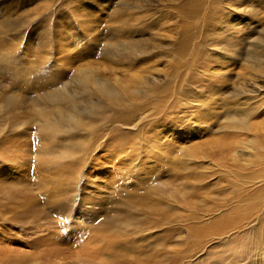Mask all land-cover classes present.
Listing matches in <instances>:
<instances>
[{
  "label": "rangeland",
  "instance_id": "374dc122",
  "mask_svg": "<svg viewBox=\"0 0 264 264\" xmlns=\"http://www.w3.org/2000/svg\"><path fill=\"white\" fill-rule=\"evenodd\" d=\"M126 2L129 4L131 1L0 0V22H5L11 15V20L17 23L6 42L11 45L10 40L14 38L20 42V47L16 45L18 48L11 46L9 57L16 62L13 69L0 72V94L14 93L13 96L23 98L31 93L30 88L38 87L41 79H51V75L39 73L37 80L34 78L36 75H30L29 71H41L42 67L44 70V66L47 68L54 63L59 25L67 28L72 25L77 29L74 37H83L77 26L80 20L76 23L71 18L73 14L83 13L81 20L84 22L88 10L96 13L101 19L100 28L104 34L120 26L121 15H116L113 9ZM9 7L15 14L8 13ZM249 21L250 27L241 29L240 34L246 35V48L253 50V41L264 40V11L260 10V14ZM190 24L195 27L196 23ZM179 25L177 21L174 29ZM199 30L195 29L196 32ZM173 31L167 34L173 35ZM191 31L194 33L193 29ZM108 42L101 40L98 49ZM39 46L50 49L46 55L49 60L35 57L37 61L33 63L35 54L20 57L21 48H33L30 51L33 52ZM74 47L69 45V48ZM82 48L77 51L83 57L80 63L100 62L96 53L90 54L93 49ZM164 53L166 51L161 55ZM244 58L233 65L217 59L222 61L217 63L220 67L213 66L211 63L214 61L211 60L208 65L212 67L204 74L197 69L199 63H194L186 70L188 82L185 85L193 88L197 84L195 88H200V92L196 93H200L198 99L201 101L211 95L216 104V109L211 111L222 116L229 109L228 103L234 100V90L244 88L253 91L254 86L248 82L251 79H255L261 88L259 93H264V78L255 74L256 71L254 73L250 68L253 64ZM167 59L157 64L159 80L165 79V75L173 80L177 74L174 70L176 61ZM37 64L42 67L33 68ZM262 67L264 69V65ZM59 69L62 71V67ZM191 79H195L194 84L189 83ZM51 88L44 92H50ZM92 99L95 100L94 97ZM29 105L30 102H26L28 109L23 110L25 115H21L23 126L8 132L5 140L0 136V173H3L0 182L5 184L0 188V264H111L113 260L115 264H131L132 257L139 258L137 264H264V236H261L264 234V137L257 139L254 132L229 131L225 120L213 118L200 127L204 132L184 143L197 147L191 153V157L194 156L191 169L174 171L181 163L188 166V157L170 151L171 157L168 158L166 143L162 149L157 147L156 150L153 148L155 143H151L156 139L144 141V137L156 136L169 129L172 133L180 131L178 125L181 128L186 120H195L191 116L169 123V119L162 115L153 117L154 112L150 110L146 117H142L148 119V126L157 124L145 134L136 128H119L104 121L103 137L98 140L95 152L89 155V149L83 150V139L67 123H60L59 129L50 128L39 135L34 123L36 118ZM261 118L251 122L263 123V126L256 127L259 130L257 134L264 136V116ZM138 122L136 120L134 125L137 126ZM119 129L122 130L118 132ZM184 132L189 136L191 129L186 128ZM122 137L128 142L119 140ZM253 139L255 142L250 143ZM40 141L48 150L50 148L49 154H36ZM119 148L125 153L119 154ZM211 149L217 150L215 162H212L217 167L198 158L202 152H211ZM233 152L235 154H231ZM98 156H102L104 163L95 164ZM129 172L136 174L134 179L125 176ZM148 186L162 191L166 195L164 199L169 194L171 197L164 200V206L152 219L130 210L121 197L134 195L138 190L143 194ZM50 196L54 199L48 202L46 198ZM85 198L91 201V205L82 202ZM162 214L171 217L167 223L162 222ZM209 221L217 226L214 230L201 234V237L194 233L208 226ZM82 247L87 250L86 254L80 249Z\"/></svg>",
  "mask_w": 264,
  "mask_h": 264
},
{
  "label": "bare ground",
  "instance_id": "6f19581e",
  "mask_svg": "<svg viewBox=\"0 0 264 264\" xmlns=\"http://www.w3.org/2000/svg\"><path fill=\"white\" fill-rule=\"evenodd\" d=\"M130 1L129 4L126 2L123 3L122 6H116L117 8L114 7L113 12L118 16L121 15L118 22L120 26L111 29L110 32H105L103 34V30L100 28L101 19L96 13L90 12L89 10L86 13L87 15L84 22L81 20L83 16L81 12H77L71 16L76 23L80 20L77 26L83 33L82 38L74 37L76 33L75 30L77 29H73L71 24L70 28L65 27L63 24L65 29L62 25H59L61 28H58L56 33L58 40L56 42L57 44L55 43V55L57 57L55 56L54 63H51L47 68L44 66V63L43 66L45 69L42 70L43 67L40 66L41 63L39 62L40 65L37 64L33 68L40 69V67H42L41 71L34 69H30L29 71L30 75H36L34 77L35 79L39 77L37 76L39 73L42 75L46 74L49 77L51 75V79H49V81H47V79L45 80V77L41 79V82L37 85L38 87L34 89L30 88L31 93L25 94L23 98L16 97L15 95L13 96V92V94L11 93L12 95L0 94V136H2V138L4 137L5 140V138L8 137H6L8 132H14L23 126V121H20L21 115L26 114V111L23 112V110L28 109L25 107L26 102H30V112H33L36 118L34 123L37 125L39 135L50 128L56 127L59 129L60 127L58 128V126L60 123H67L73 127L72 130L76 132L77 136L83 139L82 144H85L83 150L89 149L87 151L89 155L95 152L98 140L103 137L102 125L104 121L117 125L119 128H122V126L136 128L138 131L145 134L148 129L153 128L157 124L148 126L149 122H146L148 119L142 117H146V114L150 110L154 112L152 115L153 117L162 115L169 119V123H175L177 118L179 120H184L191 116V118L195 120H192V122L186 120L183 122V124H185L183 126L181 125V128L180 125H178L180 131L172 133L169 129L165 130V132L157 133L156 136L150 135L144 137V141H151V138L156 139V141H151V143L153 142L156 144L152 143L154 145L153 148H156V150L157 147L162 149L163 143H166L165 148L167 154H169L170 151H174L173 154L177 153L179 156L188 157L186 162L188 161L189 165L187 166L181 163L180 166L175 167L174 171L177 169L181 171H188L191 169L193 165L191 162L194 160V156L191 157V153L195 151L197 147L193 146V144L186 146L184 143L193 140L196 134L204 132L200 127H202L206 121H210L213 118L219 117L225 120V125L229 131L247 134L254 132L257 139L259 137L263 138L264 136H259L257 134L259 130L256 126H263L261 117L264 116V93H259L261 91H259V89L261 88L257 85L255 79L248 81L254 86L253 91H246L243 87V89L239 88L234 90L232 95L234 100L228 103L230 105L229 109L222 116H219L221 114L217 113L214 115L212 112L213 108L216 109V104L211 95L206 96V100L209 101L206 102L207 105H204L206 100H199L198 94L200 93H196L200 92V88H195L197 84L193 88H188L187 85H185L187 84L185 77L187 76L186 70L193 67L194 63H199L197 69L199 68L200 72L204 74L210 71L213 64L215 67H220L217 65V63L222 62H219L220 59H224L228 65H233L235 62L242 60L243 56H245L244 59L246 62L253 64L250 68L254 70V73L256 71L255 74L264 78V69L262 67V65H264V40L253 41L251 44L254 49H247L246 35L240 34L241 29L250 27V18H256L260 14V10L264 11V0ZM113 4L114 3H111V5ZM11 9L12 8H10L8 13L12 15L15 14L12 13L13 10ZM128 11H132L133 13H129ZM130 15L136 16L132 17ZM12 17L13 16L10 15L9 18L6 17L8 19H6L5 22H0V72L5 70L10 71L11 68L13 69L16 62L12 60V57H9L12 54L11 46L14 47L17 45L20 47V42L16 41L17 38L10 40L11 45L6 42V40L11 37V31L15 30L17 27V23L11 20L13 19ZM175 18L178 20H175ZM177 21L180 22L179 28L174 29V25ZM190 22L196 23L195 27L190 24ZM198 28H200L198 31L199 33L195 31V29ZM192 29L194 33L191 31ZM172 31L173 35L167 34V32ZM251 34H253V32ZM251 34L248 35L251 36ZM174 36L177 37L175 38ZM103 39L109 42L101 45L103 48L98 49ZM13 41L16 43L13 44ZM163 43H165V45H163ZM70 44L75 47L69 48ZM29 45H31V43H29ZM82 47L93 49L90 54L96 53V59L100 62L80 63L83 57L81 53L77 51L79 48L84 49ZM14 49L17 50L16 48ZM32 49L33 48H21L20 57H28L29 54H35L34 60L32 59L33 63L36 60L35 57L44 60L47 59L46 55H49L48 50L50 49L47 50L46 48V51L45 48L39 46L34 48L35 50L33 52H30ZM164 51H166V53L161 55ZM167 58L176 61L174 70L177 74L173 76V80L166 77V75L164 77L165 79L159 80L157 75L160 71L158 70L157 64L161 60L167 61ZM210 61L212 65H208ZM24 67L25 66H23V68ZM61 67L62 71L59 69ZM218 69L220 70V68ZM37 80L39 79L37 78ZM165 82H167V84H165ZM189 83L194 84L195 79L189 80ZM241 86H243V84ZM49 87H52V90L50 89V92L45 93L44 90L47 89L46 91H48ZM254 91L258 93H254ZM247 93L253 96L248 97ZM92 97H94L95 100H93ZM80 103H82V105L78 106ZM260 118L262 122L258 124H253V122H251ZM136 120L139 121L137 126L134 125ZM186 128L191 129V134L189 136L184 132ZM120 130L122 129H119L118 132H120ZM263 131L264 129L262 132ZM123 138L124 137L119 140L128 142ZM137 138H135V140H137ZM179 139L185 141L180 142ZM251 142H255V139L251 140L250 143ZM42 143L43 141H40L35 150L36 154L38 152V156L40 154L47 155L50 151V148L48 150V148L45 147L46 145L43 146ZM149 144L148 146L152 145ZM123 152L124 151H121L119 148V154ZM211 152H213V154ZM211 152H202L198 158L208 160L210 163L215 162L214 159L217 157V150L211 149ZM88 153L87 156H89ZM231 154L235 153L233 152ZM167 157L170 158L171 155L169 154ZM94 162L95 164L96 162L97 164L104 163V159L102 156H98ZM212 166L217 167L216 164ZM1 174L3 173H0V175ZM126 175H128V179H134L136 174L133 175L129 172L125 173V176ZM138 178H140V176ZM182 179L183 178H181L180 181H182ZM195 181L199 183L202 182L200 180ZM4 186L5 184L0 182V188ZM124 186H128V184ZM161 192L158 189L156 190L148 186L146 192L143 194L138 190L134 195H118L123 198L124 205L128 206L130 210L134 209L138 214L152 219L159 208L164 206V200L170 197L169 194L166 199H164L163 196L165 197L166 195ZM52 199L54 198L51 196L50 198H46L48 202H51ZM82 202L87 206L89 204L91 205V201L86 198L82 199ZM182 202L188 204L187 201ZM168 216L164 215L162 217V222L167 223L169 221L168 219L171 218H168ZM208 223V226L203 227L202 230L193 232L201 237V234H206L214 230V226L216 225L213 224V221H209ZM71 228L73 229L72 225ZM216 230L218 229L216 228ZM261 236H264V234L262 233ZM80 249L84 251L85 254L87 253L85 247ZM137 261H140L138 257L131 258V264H137ZM114 262V260L112 263L110 261L111 264H115Z\"/></svg>",
  "mask_w": 264,
  "mask_h": 264
}]
</instances>
